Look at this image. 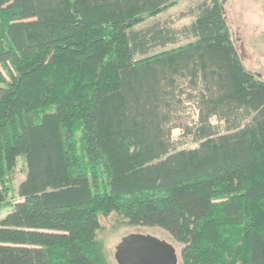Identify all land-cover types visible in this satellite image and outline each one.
I'll return each mask as SVG.
<instances>
[{
  "label": "trees",
  "instance_id": "obj_1",
  "mask_svg": "<svg viewBox=\"0 0 264 264\" xmlns=\"http://www.w3.org/2000/svg\"><path fill=\"white\" fill-rule=\"evenodd\" d=\"M8 207L0 264H113V214L181 264H264V80L222 0H0Z\"/></svg>",
  "mask_w": 264,
  "mask_h": 264
},
{
  "label": "rangeland",
  "instance_id": "obj_2",
  "mask_svg": "<svg viewBox=\"0 0 264 264\" xmlns=\"http://www.w3.org/2000/svg\"><path fill=\"white\" fill-rule=\"evenodd\" d=\"M223 8L229 22V28L234 45L238 49L245 68L264 80V0H222ZM190 5L189 1H182L160 16L177 17ZM190 18L177 22V26L188 24ZM178 134V132H175ZM24 175L19 172L16 176L15 187ZM12 207L0 211V218L6 216ZM101 229L98 238L104 243L109 260L117 264L114 253L117 244L128 234H150L172 243L177 249L180 262V246L163 229L140 226L123 225L116 214L100 218Z\"/></svg>",
  "mask_w": 264,
  "mask_h": 264
},
{
  "label": "water",
  "instance_id": "obj_3",
  "mask_svg": "<svg viewBox=\"0 0 264 264\" xmlns=\"http://www.w3.org/2000/svg\"><path fill=\"white\" fill-rule=\"evenodd\" d=\"M117 264H179L175 246L150 234H128L117 244Z\"/></svg>",
  "mask_w": 264,
  "mask_h": 264
}]
</instances>
